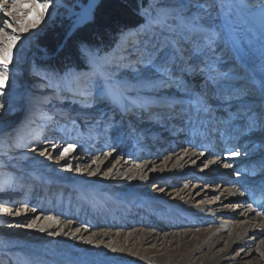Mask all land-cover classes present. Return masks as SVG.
I'll return each instance as SVG.
<instances>
[{
  "label": "rangeland",
  "instance_id": "rangeland-1",
  "mask_svg": "<svg viewBox=\"0 0 264 264\" xmlns=\"http://www.w3.org/2000/svg\"><path fill=\"white\" fill-rule=\"evenodd\" d=\"M92 2L93 0H54L39 25L30 28L27 33H17L21 36L17 48L14 49L18 55L9 65L7 95L0 97V103L5 105V108L0 110V209L6 208L12 213L6 214L0 211V264H90L68 255L63 259L57 256L50 257L41 253L38 248L34 247L35 250H33L31 247L36 243H48L55 240L62 233L61 228L66 225H72L73 232L86 231L88 236L99 232L114 233L118 230L127 232L146 229L160 234L171 228L185 230L186 226L193 225L194 227V224L185 223L186 226L184 224L179 228L162 224V221L165 222L166 219L177 220V214L170 211L168 206L158 211L152 227H139V222H131L127 218H132L130 214L138 208L139 202L144 204L149 201L147 205L142 206L146 209L155 199L174 201L177 197L175 192L181 191L186 185L192 189L198 186L200 189L210 191L206 197L198 196L194 191L195 200L193 201L196 204L198 202L212 206L222 204L219 203L216 193L221 187L229 189L235 186L218 182L217 177L220 174L217 173L222 175L227 169L225 161L215 159L218 162L215 166L212 163L207 169L204 167L206 161L211 160L210 158L201 162L196 161L193 164L192 173H186L183 177L173 176L168 178V181L149 177V181L145 183L146 186L138 190H132L131 184L123 180L128 170L140 168L145 163L156 162V158L160 159L158 164L161 165L163 158L177 151L192 150L197 155L201 152L180 146L162 155L160 151L154 152L155 148L151 145L141 143L138 135L142 138L148 137L150 132L143 130V127L146 119L147 121L150 119L144 117V121L140 122L138 119L141 117L136 116L134 121L138 120V122L135 124L134 121L128 120L125 113L120 114L117 108L115 109L118 111L110 112V108L106 105L107 101L103 103L95 101L93 99L94 82H99V76L96 74H111L115 78L123 77L130 84L126 95L130 100L136 97V105L140 103L143 106H155L154 108L157 109L158 106L164 107L175 103V107L180 108L184 104L189 105L192 98L176 89L139 90L145 87L140 85L144 81H141L126 66L128 61L124 59L127 55L124 52L127 39H135L134 34L128 33V30L133 27L124 28L116 38L108 43L94 46L81 43L79 46L80 61L77 65L71 62L63 65L59 70L47 69V65L43 62L51 59L52 54L40 45V38L55 26H60L70 32L71 27L84 17ZM137 2L139 9L140 0ZM166 3L174 6L175 0H166ZM10 7V4L5 5V8ZM5 18L9 17L0 13V20ZM10 19L15 21L22 18L12 14ZM249 27L252 28V34L258 41L259 20L250 23ZM77 30H73L66 40L71 38ZM6 31L10 32V30ZM122 32L126 34L124 37L121 36ZM222 56L227 62L226 69L233 64L238 65L233 73L234 78L227 83L233 88H247L254 92L253 96L245 97L238 103L244 106L252 104L254 110L259 108L261 102L264 101V95L260 91V81L264 79V68H262L264 60H261L259 44L257 43L250 57L244 60L234 59L230 52H224ZM129 59L133 61L132 66H135L134 57H129ZM190 75L192 77H185L190 90L210 92L202 76ZM192 83L194 86H191ZM127 104L131 105L129 101H125V105ZM213 106L215 104L211 108H214ZM148 109L156 111L153 108ZM189 110L192 111V109ZM214 111L216 115L222 114L220 107L215 108ZM233 122L239 124L238 127L242 126L239 120H233ZM129 125L133 127L130 132L127 128ZM247 136L251 142L254 141L261 145V152L264 154V129L257 127L255 130H250ZM171 138H168V141ZM49 142L58 145L56 152L67 143H75L77 147L67 157H57L49 161L39 155L41 149L49 148L51 151ZM128 142H131L135 149L132 150L133 146ZM33 148L36 149L35 152L32 151ZM141 148L144 152H148L149 156L134 158L136 155L132 153L137 154ZM56 152H51V154L56 157ZM258 152L260 151H255L253 156L259 158ZM202 157L204 156L200 159ZM96 159L101 160L102 164L95 165L94 160ZM66 162L72 165V171L64 167ZM158 164L152 167V171L155 169L153 174L160 177L162 173ZM107 179L113 182L110 181L105 190H112L118 197L100 199L102 195L99 193L103 191L100 187H92L83 183ZM75 180L80 182H75ZM232 192L234 193V188ZM120 199L122 202L119 201ZM236 204L238 203L233 200L227 205L233 209L228 211L232 212L230 215L219 213L211 224L204 227L233 225L221 221L227 218L233 222L242 220V217H237L242 209L240 210ZM140 211H135L134 218H142L137 214ZM56 221L59 225L55 224ZM177 221L178 223L183 222L180 219ZM253 223L257 225L258 221H253ZM26 225H32V227L29 228ZM246 239H248V243L246 240L248 245L257 242L252 232ZM107 241L105 243H109ZM80 245L83 243H79ZM111 248L104 247L102 252L117 253L124 250L117 246ZM74 250L78 251V247H74ZM246 252L247 247L243 248L239 256ZM98 258L106 264H128L121 263L118 257H110L104 253ZM108 258H111L112 262L106 261ZM242 260L241 264H247L246 260Z\"/></svg>",
  "mask_w": 264,
  "mask_h": 264
},
{
  "label": "snow or ice",
  "instance_id": "snow-or-ice-1",
  "mask_svg": "<svg viewBox=\"0 0 264 264\" xmlns=\"http://www.w3.org/2000/svg\"><path fill=\"white\" fill-rule=\"evenodd\" d=\"M53 3L54 0L0 2V13L9 17L0 20V97L7 95L9 65L18 55L14 52L21 40L17 33H27L30 28L39 25ZM6 4L11 7L5 8ZM12 14L22 19L13 21L10 19ZM137 14L140 17L137 25L128 30L129 34L135 35V39H127L124 59L128 61L126 66L141 81L153 88L184 92L192 98L189 107L197 114H209L211 105L216 104L222 109L227 122L239 120L248 130L264 129V101L259 111L238 103L245 97L253 96L254 92L247 88H233L227 83L234 78L238 65L233 64L226 69L227 62L222 56V53L230 52L234 59L244 60L250 57L258 43L261 60H264V0H175L174 6H169L166 0H140ZM257 19L260 24L258 41L249 27ZM125 35L121 33L122 37ZM129 57H134L135 66H132L133 61ZM190 74L202 76L210 92L190 90L185 80ZM96 75L99 82H94L95 101H107L122 111H127L125 101L138 106L126 95L130 84L123 77ZM260 91L264 95V79L260 81ZM172 106L175 107V103ZM4 108L5 105L0 103V110ZM49 145L51 151L44 148L39 152L49 161L57 157L65 158L77 147L75 143H67L56 152L58 145L52 142ZM51 152H56V157ZM239 155V151L232 150L228 157ZM212 163L215 161H209V164ZM64 167L72 171L70 163L66 162ZM204 167L207 168L208 164ZM0 211L12 214L6 208Z\"/></svg>",
  "mask_w": 264,
  "mask_h": 264
},
{
  "label": "bare ground",
  "instance_id": "bare-ground-1",
  "mask_svg": "<svg viewBox=\"0 0 264 264\" xmlns=\"http://www.w3.org/2000/svg\"><path fill=\"white\" fill-rule=\"evenodd\" d=\"M95 1L96 0H93V3ZM187 77H192V75H189ZM141 85L142 87H144L147 84L143 82L141 83ZM191 86H194V84L192 83ZM173 104L174 103H171L168 106L164 107H162L161 105L156 109L154 108L155 106L148 107V105L143 106L139 103L138 106H136V110H132L134 107L133 105H126L127 112L132 110L133 113H138L141 119H143L144 117L150 118L147 123H152V134H148L147 138L140 137V142L143 144L151 145L155 148L154 152L160 151L162 152V155H166L167 151H174L180 146H183V142L181 143L182 127L184 128L185 125L188 127V125L197 123V121L192 120L193 117L195 118V115L202 121V125L200 126L201 128L204 124L203 117H199V115L194 111L191 112L189 110L191 108L188 104H184L180 108L172 107ZM106 105L110 108V112L116 110L115 108H112L113 105H111L109 102ZM249 105L252 106V104H248L247 106ZM148 108H153V110L156 109V111H149ZM213 111L214 109L211 108L210 113ZM201 114L205 115L204 113ZM150 115H153V117H149ZM183 117H185L184 121H182ZM164 127L165 130L163 131ZM127 128L130 131L132 129V125L127 126ZM197 128H199V126L195 125L189 132L194 131V133L196 134ZM167 133L171 135L170 137L174 136L171 139L175 141L174 143L176 145L167 144V138H163L164 135L168 136ZM233 134L236 135V131H233ZM128 143L132 144L131 142ZM256 143L257 142L254 141L251 142L252 146L249 147V151L256 149L257 151L259 150V158H255V160L253 161L257 162V165H264V154L261 152L262 147L260 144L258 145ZM162 145L164 146L162 147ZM131 149L133 150L135 149V147L133 146ZM154 152H152V154ZM132 154L137 156L134 157L133 155L134 158L149 156V154L145 153L142 148L141 150L137 151V154L136 152H133ZM201 156L204 157L200 159ZM209 156V152H201L199 155H197L192 150L188 152L177 151L170 156L163 158V163L161 165L158 164L160 159L158 160V158H156V162L153 161L151 163H145L140 168H132L131 170H128L124 174L126 178L123 180H126V182H129L131 184L132 190H138L139 188L146 186L145 183L149 181V177H157L162 181H168V178L173 176L183 177V175H185L186 173L191 174V170L194 169L193 164L196 161L201 162L206 158H210L211 160L215 161V163L213 164L215 166L218 163L216 161L217 158H212ZM211 160H207L206 164L209 165V161ZM240 162L243 163L244 161ZM94 164L99 166L102 164V161L96 159L94 160ZM157 164L159 165L160 172L162 173L160 177L153 174V171L155 169H153L152 171V167L157 166ZM231 172L232 171L227 168L223 173V177L229 176ZM110 181L109 179H107L105 181L97 180V182L86 181L83 183L86 185L89 184L88 186L92 187H100L103 190L100 193L97 192L99 193V195H102L100 199H112L113 197L118 196H116L112 192V190H105L107 184H109ZM253 181L254 180H251V182ZM75 182L80 181L75 180ZM218 182L225 184L224 180H219ZM197 188L198 186L192 189L186 185V187L181 191H176L177 193L175 192V194H177V197L174 199L175 202L155 199V201L151 202V206L146 209H144L145 207L142 206L147 205L149 201L145 202L144 204L142 202H139L137 204L138 208L136 210H141L137 214H139L142 218H134L136 210L133 211L132 214H130V216L132 217L131 219L129 216V218H127L131 222H139V227H152L151 225L153 224V222H155L154 218L155 216H157L158 211L168 206L170 211L177 214V220L180 219L182 221L183 219V223H178L177 220L174 221L173 219L171 221L166 219L165 222L162 221V224H168L169 227L176 226L177 228H179L182 227L185 223H187L188 225L197 223L196 225H194V227L193 225L186 226L185 224V230H175L171 228L167 229L165 233L162 234L152 230L148 231L146 229H138L135 231L131 230L127 232L123 230H118L114 233L99 232L98 234L88 236L86 235V231L73 232L71 228L72 225H66L61 228L62 233L57 236L55 240L48 243H36L33 244L31 248L33 250H35V248H38L41 253H44L50 257L57 256L58 258L63 259L64 256L68 255L84 262H89L90 264H106L103 260H100L98 258L99 256H102V253L108 254L110 257H118L121 263L128 264H241L243 261L242 259L246 260L247 264H264V215L255 211V209H253L247 203L248 199L244 195L242 190L237 186H234L232 187L234 188V194L232 192V188L226 189L224 187H221L216 192L219 199H216H218L219 203L222 204L212 206L205 203H194V191L198 196L204 197H206L210 192L206 191L205 189ZM230 193L234 196H230ZM99 195L97 194L98 197ZM183 198L184 200H180ZM233 200L238 203L236 204L238 208L240 210L242 209V212L237 215V217H242V220L233 222V220H227L228 218L224 220L220 219L225 223H232L233 225H220L211 228L204 227L208 224H211V222L215 220L216 216L218 217L219 213L230 215L232 212L230 213L228 211H232L233 209L227 205ZM119 201L122 202L121 199ZM105 210L107 211V209ZM253 221H258V224L255 225ZM55 224L59 225V222L56 221ZM250 232H252V235L256 237L257 242L248 245L246 244V240L248 243V239L246 238ZM106 241L109 243H105ZM79 243H83V245L79 246ZM110 244L113 246H111ZM73 246L78 247V251H75ZM115 246L122 247L124 248V250L117 253H112L111 251L108 253L102 252L104 247H112L111 249H113V247ZM240 247H242V249ZM245 247H247V252L239 256V254ZM106 261L112 262L111 258L106 259Z\"/></svg>",
  "mask_w": 264,
  "mask_h": 264
},
{
  "label": "trees",
  "instance_id": "trees-1",
  "mask_svg": "<svg viewBox=\"0 0 264 264\" xmlns=\"http://www.w3.org/2000/svg\"><path fill=\"white\" fill-rule=\"evenodd\" d=\"M138 0H101L94 11L93 19L86 26L79 28L66 42L68 30L59 26L50 28L40 38V45L52 58L44 61L47 69H61L69 63L79 64L80 44L99 45L116 38L124 28L137 25ZM65 42V44H63ZM62 44L64 45L61 49Z\"/></svg>",
  "mask_w": 264,
  "mask_h": 264
},
{
  "label": "water",
  "instance_id": "water-1",
  "mask_svg": "<svg viewBox=\"0 0 264 264\" xmlns=\"http://www.w3.org/2000/svg\"><path fill=\"white\" fill-rule=\"evenodd\" d=\"M101 0H96L94 3L92 2L90 4V6L88 7V11H86L85 15L83 18L80 19V21H78L77 23H75L72 27H71V30L70 32H67V35H66V39L69 37V35L72 33L73 30H76V29H79V28H82L84 26H86L88 23H90L93 19V16H94V11L96 10V8L98 7V5L100 4ZM60 27V26H59ZM67 40H65L66 42ZM64 42V43H65ZM63 43V44H64ZM62 44V45H63ZM46 50V49H45ZM47 51V50H46ZM48 52V51H47ZM49 53V52H48Z\"/></svg>",
  "mask_w": 264,
  "mask_h": 264
}]
</instances>
